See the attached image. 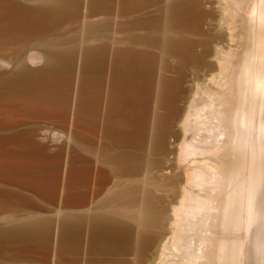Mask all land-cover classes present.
Returning <instances> with one entry per match:
<instances>
[{"label": "rangeland", "instance_id": "rangeland-1", "mask_svg": "<svg viewBox=\"0 0 264 264\" xmlns=\"http://www.w3.org/2000/svg\"><path fill=\"white\" fill-rule=\"evenodd\" d=\"M54 1L0 0V264H155L170 235L168 224L164 228L167 233L156 239L155 235L139 231L136 219L120 216L123 222L128 220L132 224L118 226L129 232L130 238L125 247L119 248L94 246L92 230L86 223L79 228L73 244L66 246L62 237L63 217L77 212L88 215L101 210L100 205H107L103 211L112 206L120 212L125 210L123 213L135 209L130 213L135 217L139 198L137 204H112L115 193L130 184L140 188V193L146 187L160 185L156 194L165 198L164 205L171 201L169 187L165 185L183 165L178 159L183 139L180 127L192 105L191 98L208 87L210 77H205L211 66L213 72L218 71L213 63L217 47L224 49L221 57L227 58L234 45L239 44L240 35H231L228 20L221 19V4L226 0H198L202 16L174 26L168 25V8L181 0H146L139 7L123 0H106L97 8H92L91 0H77L75 12L51 9ZM242 15V11L234 10L232 20ZM168 34L192 44L190 58L181 59L166 50ZM55 44L72 51L62 87L54 88L58 78L44 71L32 80L16 78L21 66L28 71L43 70L44 53ZM91 49H97L102 60L95 106L90 99L85 58ZM126 50L146 57L144 72L137 79L144 91L145 117L129 143L106 132L114 57ZM174 64L182 79L175 112L166 123V136L160 142L155 139L156 114L162 111L158 104L167 77L178 74L171 67ZM204 79L206 83L202 82ZM104 149L136 157L139 169L131 174L115 173L101 164ZM18 160L24 164L17 169L13 163ZM73 169L87 172L79 184L68 180L67 174ZM28 173L47 179L48 191L42 193L26 182ZM178 180L184 183L182 177ZM77 193L89 201L84 202L86 207L81 210L72 201H66L69 195ZM36 220L44 222L42 235L19 237L11 233L13 227ZM142 236L152 240L143 249Z\"/></svg>", "mask_w": 264, "mask_h": 264}, {"label": "bare ground", "instance_id": "bare-ground-1", "mask_svg": "<svg viewBox=\"0 0 264 264\" xmlns=\"http://www.w3.org/2000/svg\"><path fill=\"white\" fill-rule=\"evenodd\" d=\"M105 1L91 0L90 5L97 8ZM123 1L139 7L146 0ZM252 1L226 0L221 4V19L228 20L226 24L231 35H240L239 44L237 41V44L234 43L232 54L227 55V58L221 57L222 47L213 50L217 52L212 60L217 67L214 70L218 71L213 72L211 66L205 77H210L207 79L208 87L203 88V92L199 88L200 95L195 94L198 98L192 97L191 107L186 108L188 111L180 127L183 139L178 156L183 165L181 170L175 172L174 178L164 184L169 187L171 201L164 205L165 198L156 194L160 185L156 188L146 187L141 193L135 184L123 186L113 196L112 204L122 201L132 205L140 199L135 217L130 214L135 209L123 213V208L121 213L120 209L116 210L118 207L113 209L112 206L103 211L107 205H100L101 210L88 215L78 212L66 214L62 221L64 245L71 246L79 228L87 223L92 230L94 246L123 248L130 240L129 232L118 226L128 227L131 221L123 222L122 219L134 218L139 231L155 235L156 239L167 233L164 229L167 224L170 226V235L163 242L155 264H264V0ZM76 2L55 0L50 8L75 12ZM234 10L242 11L243 15L233 21ZM167 13L169 26L197 20L202 16L198 0L172 3ZM164 45L167 51L178 58L191 57L192 44L188 41L178 40L168 34ZM71 52V49H61L55 44L44 53L46 63L43 70L28 71L21 66L16 78L32 80L44 71L58 78L53 83L54 88L62 87L70 67ZM85 58L90 74V99L95 106V90L100 83L102 67L101 54L97 49H91L86 52ZM145 60L143 54L130 50L118 52L114 57L106 132L120 142L129 143L143 126L144 91L137 79L144 72ZM171 67L178 74L167 77L158 104L162 111L156 114L155 139L160 142L166 136V123L175 112V99L182 79L179 67L176 64ZM208 72L214 73L213 76H209ZM204 81L206 83V79ZM18 161L13 163L16 168L24 164ZM100 161L118 174L135 173L140 167L136 157L107 149L101 152ZM86 173L70 170L68 180L79 184L87 177ZM178 177H182L184 183ZM25 180L42 193L48 191L47 179L39 174L28 173ZM66 201H72L81 210L88 200L84 201L83 195L77 193L69 195ZM132 207L135 208L134 205ZM120 216L123 218L119 219ZM43 224L41 220L28 221L13 227L11 233L19 237L38 236L43 231ZM151 241L150 236H142L141 249Z\"/></svg>", "mask_w": 264, "mask_h": 264}]
</instances>
